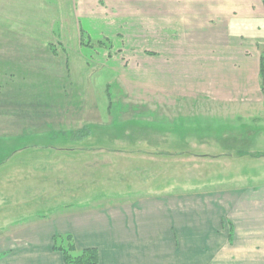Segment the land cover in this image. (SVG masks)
<instances>
[{
  "label": "rangeland",
  "instance_id": "1",
  "mask_svg": "<svg viewBox=\"0 0 264 264\" xmlns=\"http://www.w3.org/2000/svg\"><path fill=\"white\" fill-rule=\"evenodd\" d=\"M74 3L0 0L1 254L27 252L56 230L50 249L76 256L85 248L66 221L125 211L139 222L150 206L169 224L184 222L187 248L178 242L169 257L157 245L155 264H264V78H252L264 40L235 35L232 59L231 49L217 51L223 64L212 68L225 86L221 71H236L238 105L224 101L204 119L194 99L161 107L126 90L149 84L131 73L165 48L147 41L148 26L104 8L80 24ZM173 24L152 27L169 32L173 74H190L199 51L183 46ZM84 125L91 135L71 141ZM209 140L217 147L202 144ZM198 222L210 238H194Z\"/></svg>",
  "mask_w": 264,
  "mask_h": 264
},
{
  "label": "crops",
  "instance_id": "2",
  "mask_svg": "<svg viewBox=\"0 0 264 264\" xmlns=\"http://www.w3.org/2000/svg\"><path fill=\"white\" fill-rule=\"evenodd\" d=\"M74 2V10L79 15L80 24L84 22L86 25L87 16L98 14L101 12V8H104L122 16L126 14L128 19L134 21L141 20L144 26H148L145 30L149 36L145 33L148 37L147 41L153 43L161 41V46L165 47L163 49L167 51V54H161L163 49L160 54L148 52V59L143 62V66L148 68H138L131 74L148 76V79L151 78L149 84L141 85L139 84L141 82L137 85L127 84L126 90H129L135 97L139 95L140 98L151 99L161 107L174 103H182L183 106H186L185 98L194 99L192 102H199L198 109L204 119H208L213 113L220 114L217 108L224 101L229 102L230 107L238 105L236 103L238 101L236 71L233 72L235 75H231V70L221 71L226 75L223 77L229 79L228 86H225L219 81L221 78L219 70L212 68L214 65L217 67L212 62L220 63L221 66L223 64L218 59L219 56L215 55L217 51L225 48L231 49L230 58L232 59L235 35L240 37L239 35L252 34L251 37L264 40V0H74ZM201 8L202 10H200ZM158 23L164 27L171 23L179 25L181 31L177 32V39H181L183 46L186 45L185 48H195V53L199 51L200 56L196 57L194 61L196 65L193 69L195 71L187 74L179 69L176 70L178 75L173 74V68L169 65L172 47L170 48L168 43L162 42L167 40L163 36L164 33L169 32L164 27L161 29V33H158L157 29L154 30L152 26ZM179 48L182 47L179 46ZM202 53H207L209 56L204 58ZM165 57H167L166 60ZM263 57L264 52L257 61V67L245 63L253 67L252 78L256 77L259 83L262 77L261 58ZM231 62L235 67L238 66L234 59ZM208 69L212 71L208 72ZM230 78H233L235 82L233 86ZM260 90L264 92V88H260ZM192 94H196L197 98H191ZM234 99L236 102H233ZM190 105L188 104V106ZM237 112L238 109L234 113ZM217 128V126L211 128L208 125H203L201 132L215 134L218 133ZM217 142L209 140L203 141L202 144L207 148L213 146L215 148ZM144 209L145 212L142 213L139 222L136 221L135 213L125 211L114 216L103 214L105 219H102L100 214L80 217V220L75 217V219L65 222V226L69 228L65 232L73 234L81 248L96 247L100 252V264H155V246L157 245L161 247L160 249L167 251L169 257L171 256L169 252H172L171 246L175 247V250L180 247L187 249L186 241L180 240V234L183 233V230L185 231L184 222L181 223L182 226L176 227L168 223V217L160 208L155 207L150 210V206H148ZM194 226L197 227L195 230L197 234L194 235V238H210L208 233L203 232V230H210V227L200 226L199 222ZM56 234V230L49 237L42 233L40 237L43 236V241L38 242V245L34 244L27 252L20 251L15 255L10 252L8 254L0 252V264H64L63 258L61 259L59 254L53 252L49 246L51 238ZM178 242H182L180 243L182 246L179 248L176 247ZM45 245H48L47 248H44ZM54 255L56 258L53 257Z\"/></svg>",
  "mask_w": 264,
  "mask_h": 264
},
{
  "label": "trees",
  "instance_id": "3",
  "mask_svg": "<svg viewBox=\"0 0 264 264\" xmlns=\"http://www.w3.org/2000/svg\"><path fill=\"white\" fill-rule=\"evenodd\" d=\"M47 2L52 3L50 1ZM68 4H70V2H68ZM54 22L55 20L53 21V23ZM81 35H82V31H81ZM66 63L68 62L66 61ZM261 75L264 78V58H261ZM90 127L91 126L89 125H84L83 128L74 131L70 138L71 141L73 140L77 142H84V140L91 135L92 131ZM58 236L59 235H55L54 237L56 238ZM53 249L59 250L61 251V253H63L64 264H99L100 262V252L96 247H88L82 249L79 252V254H77L76 256H73L68 249L58 247L57 245H55Z\"/></svg>",
  "mask_w": 264,
  "mask_h": 264
}]
</instances>
